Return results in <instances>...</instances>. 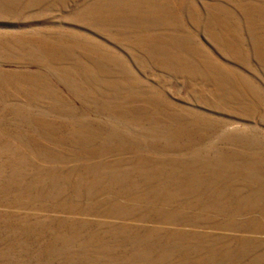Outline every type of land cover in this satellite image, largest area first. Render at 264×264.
Masks as SVG:
<instances>
[{
    "label": "rangeland",
    "instance_id": "obj_1",
    "mask_svg": "<svg viewBox=\"0 0 264 264\" xmlns=\"http://www.w3.org/2000/svg\"><path fill=\"white\" fill-rule=\"evenodd\" d=\"M0 264H264V0H0Z\"/></svg>",
    "mask_w": 264,
    "mask_h": 264
}]
</instances>
